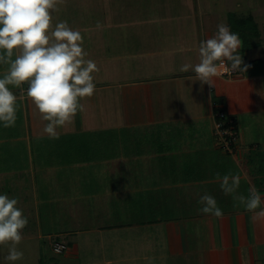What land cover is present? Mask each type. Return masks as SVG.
<instances>
[{
  "label": "crops",
  "instance_id": "crops-1",
  "mask_svg": "<svg viewBox=\"0 0 264 264\" xmlns=\"http://www.w3.org/2000/svg\"><path fill=\"white\" fill-rule=\"evenodd\" d=\"M76 1L52 13L53 25L67 21L81 32L86 58L99 68L95 92L57 129L59 139H50L47 122L26 98L28 85L10 87L25 98L18 99L15 126L0 123V194L16 198L28 221L69 224L58 234L71 241H56L73 248L59 264H264V220L234 207L216 179L238 174V193L254 186L264 198V120L258 109L246 119L241 115L249 111L232 108L240 142L235 154L225 153L213 132L220 91L179 70L199 62L200 42L215 35L220 21L207 27L200 7L194 15H163L141 9L142 0ZM245 45L238 50L243 65L246 51L263 44L248 38ZM6 68L0 65V78ZM236 80L244 87L237 94L252 103L256 89L247 92L243 83L258 77L242 72ZM235 89L223 92L232 105ZM24 185L41 188L44 198L17 196ZM204 194L215 198L222 218L200 211ZM38 230L30 241L45 236Z\"/></svg>",
  "mask_w": 264,
  "mask_h": 264
},
{
  "label": "clouds",
  "instance_id": "clouds-1",
  "mask_svg": "<svg viewBox=\"0 0 264 264\" xmlns=\"http://www.w3.org/2000/svg\"><path fill=\"white\" fill-rule=\"evenodd\" d=\"M65 0H0V65L7 66L0 78V123L4 128L14 127L19 108L18 99L11 88L22 89L26 83V98L46 121L43 133L50 139H59L58 128L71 123L78 111H83L81 100L95 92L94 72L97 64L87 59L83 37L67 21L53 25V12L60 11ZM241 40L226 24H219L211 38L201 41L198 63L186 62L181 72L192 71L195 80L209 87L215 78L232 71L246 72L239 54ZM220 187L231 195L235 206L255 212L257 220H264V198L251 186L248 194L238 193L241 178L238 174H216ZM200 211L222 218L224 213L211 195L200 196ZM16 198L0 194V245L8 246L5 259L12 264L23 258L18 250L22 230L28 224ZM257 209H261L256 212Z\"/></svg>",
  "mask_w": 264,
  "mask_h": 264
},
{
  "label": "rangeland",
  "instance_id": "rangeland-1",
  "mask_svg": "<svg viewBox=\"0 0 264 264\" xmlns=\"http://www.w3.org/2000/svg\"><path fill=\"white\" fill-rule=\"evenodd\" d=\"M103 1L106 0H102V2ZM113 1H117V0H113ZM142 1L143 2L139 5L141 9L143 8L147 9V6L148 8H158L157 11L164 13L163 15H165L167 12L173 14L182 13L183 10L185 13L190 12L191 15H194L195 10H197L200 7L203 8L202 14L203 12H205L204 22L207 27H209L211 21L215 19H217V22L220 21L218 22L219 24L223 23L228 25L229 27L231 22L232 23L231 31L237 33L239 35L240 40H243V38L246 39L249 38L251 40L253 39L261 40L263 44L262 47H260L258 51H254V52L251 50L249 51L247 50L246 59L244 60L245 62L244 65L249 66L247 68V71L245 72L246 75L253 76L254 78L257 76L259 79L257 81L247 80L243 83L247 86V90H248L247 92H249L252 89H256V94L254 95V97L249 98V100H252V103H249L248 101H246V99L242 98V96H239L237 94L239 93L238 90L240 87L242 90L244 89L243 86L237 85L238 83H236L237 82L236 79L241 77L242 73L241 75L232 78L231 81H229V79H226L223 76L215 78V84L217 86L216 91L218 92L220 91L219 93L221 96V100L219 104L221 108L223 107L226 108V110L229 113L232 110V108L233 109L238 108L239 110L244 109V111H249L248 113L241 115L242 118H246V119L252 117L250 112L258 109L257 118L264 120V0H142ZM77 3L78 2L76 0H70L64 3V6L68 5L69 7H75ZM113 7L115 6L113 5ZM251 12L253 13L254 16L253 21L249 19L245 22L244 20L250 18ZM231 87L236 88L235 89L236 93H232V95L235 96L232 99V103L235 107L230 103L229 99L226 96L225 98H223L224 97L223 92L225 91V89L227 88V90H229L231 89ZM247 96L250 97L249 94H247ZM246 133L247 135H250L252 134V130L247 129L246 131L244 129V136H246ZM54 161H55L54 157L48 159L49 163H53ZM17 162L21 163V165L25 167L28 166V160L26 159H19L17 160ZM37 163L38 160L36 161L35 164L37 170H39V165ZM171 170H173V167L171 168ZM39 190H41V188H39L38 190H32L31 187L26 185L25 188L23 187V190H21L20 192H16V194L17 196L23 195L25 196L24 198L28 200L30 199V197L33 198L32 196L34 194L35 195L38 194L40 200H42L44 198V192ZM65 225L67 226L69 224H65V223L45 224L44 222H42V224L40 225L35 217L33 220L28 221L27 226L22 230V237H23L22 241L18 245V250L23 252V258L19 261H16L15 264H44L45 262H47L48 264H59L62 263L63 261H66L67 255L69 254L70 250L73 248L72 246H69L67 250L59 254L54 253L52 249L53 242L58 239L61 240L65 239L67 241H71L69 236L64 234H58L59 233L58 230L61 229L62 226L66 227ZM40 226L41 229L44 231L45 236L41 238L40 241L38 242L30 241L29 240L30 234L40 232V230H38ZM7 255H8V246L0 245V264H12V262H9L5 259Z\"/></svg>",
  "mask_w": 264,
  "mask_h": 264
},
{
  "label": "built area",
  "instance_id": "built-area-1",
  "mask_svg": "<svg viewBox=\"0 0 264 264\" xmlns=\"http://www.w3.org/2000/svg\"><path fill=\"white\" fill-rule=\"evenodd\" d=\"M243 71H232L223 77L232 79L241 75ZM214 135L220 148L227 154H235L240 142V132L236 119L233 115L220 109L216 112ZM53 252L56 254L63 253L68 249V245L63 241H54L52 244Z\"/></svg>",
  "mask_w": 264,
  "mask_h": 264
},
{
  "label": "trees",
  "instance_id": "trees-1",
  "mask_svg": "<svg viewBox=\"0 0 264 264\" xmlns=\"http://www.w3.org/2000/svg\"><path fill=\"white\" fill-rule=\"evenodd\" d=\"M249 19H251L252 21H253V19H252V16H250V18H248V19H246V20H244L245 22L247 21V20H249ZM243 22V21H242ZM246 42H247V39L246 38H243V43H242V45H241V47H242V49L244 50V48L246 47ZM243 66V65H242ZM220 109H222V110H224V111H226V112H228L227 110H226V108H220ZM219 110V109H218ZM235 118V117H234ZM236 119V118H235ZM44 264H48L47 262H45Z\"/></svg>",
  "mask_w": 264,
  "mask_h": 264
}]
</instances>
